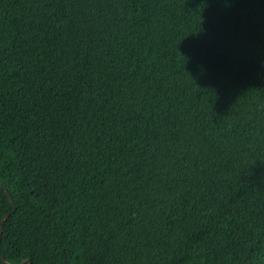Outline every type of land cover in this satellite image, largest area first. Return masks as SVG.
<instances>
[{
    "label": "trees",
    "instance_id": "obj_1",
    "mask_svg": "<svg viewBox=\"0 0 264 264\" xmlns=\"http://www.w3.org/2000/svg\"><path fill=\"white\" fill-rule=\"evenodd\" d=\"M7 213L0 264H264V0H0Z\"/></svg>",
    "mask_w": 264,
    "mask_h": 264
},
{
    "label": "water",
    "instance_id": "obj_2",
    "mask_svg": "<svg viewBox=\"0 0 264 264\" xmlns=\"http://www.w3.org/2000/svg\"><path fill=\"white\" fill-rule=\"evenodd\" d=\"M8 196H9V198H10V200L12 201V197L10 196V194L8 193ZM9 216V213H7L4 217H3V219H2V222H1V228H0V240H1V235H2V226H3V223H4V221H5V219L7 218ZM28 260H23L20 264H24V263H26ZM6 264H11V263H9V262H7V261H4ZM29 264H31L30 262H29Z\"/></svg>",
    "mask_w": 264,
    "mask_h": 264
}]
</instances>
